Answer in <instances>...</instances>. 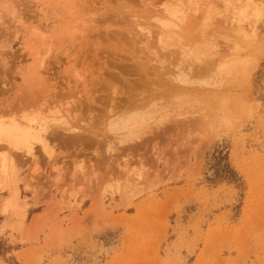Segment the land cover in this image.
Segmentation results:
<instances>
[{"label": "rangeland", "instance_id": "obj_1", "mask_svg": "<svg viewBox=\"0 0 264 264\" xmlns=\"http://www.w3.org/2000/svg\"><path fill=\"white\" fill-rule=\"evenodd\" d=\"M120 61L142 98L160 91L122 135L82 83L121 86ZM202 116L217 123L175 129ZM0 120L49 145L0 148V234H50L23 264H264V0H0Z\"/></svg>", "mask_w": 264, "mask_h": 264}, {"label": "bare ground", "instance_id": "obj_2", "mask_svg": "<svg viewBox=\"0 0 264 264\" xmlns=\"http://www.w3.org/2000/svg\"><path fill=\"white\" fill-rule=\"evenodd\" d=\"M145 1V0H144ZM205 1V0H204ZM154 11V9L152 10V12ZM197 12L198 11H196V14H197ZM114 13V12H113ZM164 13V12H163ZM195 13V12H194ZM195 14V15H196ZM115 16V15H113V14H110V16ZM123 15V14H122ZM107 16V18H109L108 17V15H106ZM111 16V17H112ZM118 16L119 15H117V18H118ZM154 16V15H153ZM158 16V15H157ZM194 16V15H193ZM106 18V17H105ZM119 19V18H118ZM192 19H193V17H192ZM162 23V22H161ZM163 23H164V21H163ZM197 24H199V26L201 25V23L199 22V23H197ZM218 24V23H217ZM163 25V24H162ZM196 26V25H195ZM198 26V25H197ZM161 27V26H160ZM180 27V26H179ZM200 27H202V26H200ZM219 27V26H218ZM192 28H194V27H192ZM163 29H164V27H163ZM162 29V30H163ZM202 29V28H201ZM200 29V30H201ZM166 30V29H165ZM171 30V29H170ZM177 30V29H176ZM169 30H167L166 32H168ZM177 31H179V29L177 30ZM204 31V30H203ZM196 32V31H195ZM201 32H202V30H201ZM160 33H161V31H160ZM172 33H174V32H172ZM180 33H182V32H180ZM204 33V32H203ZM99 34H101V32L99 33ZM178 34V33H177ZM198 34H199V32H198ZM182 35V34H181ZM202 37H203V35H202ZM88 38V37H87ZM205 38V37H204ZM90 46V45H89ZM147 46V45H146ZM95 48L93 45L91 46V48ZM92 48V49H93ZM190 51V50H189ZM134 59V58H133ZM132 59V60H133ZM115 60V59H114ZM113 60V61H114ZM135 60V59H134ZM93 62V61H92ZM117 62V61H116ZM119 62V61H118ZM123 62V61H122ZM122 62L120 61V65L122 66V67H124V69H127V68H125V67H128L129 66V63H128V65H124V64H122ZM134 62V61H133ZM78 63V62H77ZM80 63V62H79ZM113 63H115V62H113ZM119 64V63H118ZM126 64V63H125ZM109 65V64H108ZM124 65V66H123ZM141 65V64H140ZM76 66H79V65H76ZM133 66H135V68H133V69H136L137 67H136V65H135V63L133 64ZM143 67V66H142ZM203 68V67H202ZM123 69V68H122ZM121 69V70H122ZM130 69L131 68H128L127 69V72L126 71H113V74H112V72H105V75H107V76H110V77H112V78H115L116 79V81L118 80V81H120V84H121V86H117L116 84H110L108 81H106L107 80V78L106 79H104L103 80V82L102 83H100V84H98V85H100V87L99 88H97V89H100L99 91L96 89V87L95 86H98L97 84H96V82L98 81V80H100L101 81V79H103L104 78V76H103V78H98V80H96V82L94 83H92V82H90L89 84H93V86H91L90 88L88 87V81H86L84 78H83V87H84V89H85V93H86V98H87V100L89 101V105L90 106H93V105H91V104H93V103H97L98 101L100 102V103H104V108H105V106H106V108H105V110L101 107L100 108V110L102 109V111L101 112H98V107L99 106H97L96 108V112H98V113H100L99 115H97V117H99L101 120H106L107 121V124H108V130H109V132L111 131V133L113 132V133H118L117 131H119V130H124L123 132H120L121 134L120 135H122V133H124L125 134V131H131V127H133L134 125H139V123L141 122V108H145V105H147L148 104V102H147V104L145 103H141V100H143V101H147V100H155L156 99V96H157V93L158 92H160L159 90H152V91H149V92H146L148 95V97H146L147 99H145V96H146V94L144 93V95L142 94V96H143V98L141 97V87L140 86H143L142 84H141V78H144V77H139V78H137V79H139L138 80V82H134V81H131L132 83L134 82V83H136V84H131V82L129 81V77L127 78V75H128V73H134L133 71V69H131L132 71L130 72ZM199 69H201V68H199ZM199 69H197V71L199 70ZM137 70H139V71H141V69H138L137 68ZM203 71H204V68H203ZM138 72V71H137ZM223 72V71H222ZM145 73H146V71H145ZM195 73H196V71H195ZM194 73V74H195ZM198 73H199V71H198ZM200 73H202V71L200 72ZM124 74L126 75V76H124ZM139 74L141 75V72L140 73H138L137 75L139 76ZM147 74V73H146ZM163 74V73H162ZM182 74V73H181ZM186 74H188V72L186 73ZM189 74H190V71H189ZM197 74V73H196ZM132 75V74H131ZM134 75H136V74H134ZM133 75V76H134ZM223 75V74H222ZM226 75V74H225ZM143 76V75H142ZM182 75H179L178 77H181ZM183 76H184V74H183ZM79 78H80V76H79ZM5 80V79H4ZM132 80H134V79H132ZM136 80V79H135ZM143 80V79H142ZM144 80H146L145 78H144ZM106 81V82H105ZM114 82V83H117V82ZM105 82V83H104ZM147 82V81H146ZM151 82V81H150ZM154 82V81H153ZM162 82V81H161ZM81 83V84H82ZM125 85H124V84ZM152 83V82H151ZM155 83V82H154ZM42 84H46V81H44V80H42ZM102 84V85H101ZM119 83H118V85H120ZM153 84V83H152ZM124 85V86H123ZM127 85V86H126ZM81 86V85H80ZM126 86V87H125ZM58 87V86H57ZM139 88H140V91H139ZM75 89H77V88H75ZM61 90V89H60ZM64 89H62L60 92H53L51 95L53 96V97H58L59 99H61L62 97L63 98H65V97H67V96H70V97H73L74 95H75V92H73L74 91V89H72V91L71 92H69L68 93V95H66L65 93H63L64 91H63ZM151 90V89H150ZM53 91H55V88H53ZM77 91V90H76ZM91 91H93V92H91ZM102 93V96L101 97H96L94 94H96V93ZM104 92L106 93V94H104ZM162 94V96L164 97L165 95H163L164 93L163 92H161ZM77 97V96H76ZM84 96H82V98H83ZM158 97V96H157ZM69 98V97H68ZM58 99V100H59ZM65 99H67V98H65ZM81 99V98H80ZM84 99V98H83ZM82 99V100H83ZM34 100V97H31V98H29L28 100L26 99V98H22V99H20L19 100V103L22 105H27V104H30L32 101ZM85 101V100H84ZM102 101V102H101ZM142 101V102H143ZM86 102V101H85ZM149 102H152L151 104H153L154 102L153 101H149ZM88 103V102H87ZM98 104V103H97ZM144 104V105H143ZM96 105V104H95ZM150 105V104H149ZM155 105H156V102H155V104H153L152 106L153 107H155ZM71 106V105H70ZM76 107L78 106V105H75ZM86 107H87V105H85ZM84 106V107H85ZM102 106H103V104H102ZM157 106V105H156ZM79 107V106H78ZM85 107V108H86ZM74 108V107H73ZM72 108V109H73ZM153 109V108H152ZM152 109H149V110H152ZM94 113H95V111H94ZM93 113V114H94ZM98 113H95V114H98ZM92 114V115H93ZM96 117V118H97ZM206 117H209V116H205V117H203L202 116V118L200 117V119L199 120H195V121H192V120H183L182 121V123H177L176 124V130L177 131H180V132H185V131H189V129H190V127L191 126H196V127H198V126H200V128L201 129H205V130H210L211 129V125H213V123L215 124V123H217L216 121H217V118L216 117H214L215 119H213V120H209V119H207ZM88 118V117H87ZM91 118V117H90ZM210 118V117H209ZM100 119H98V120H100ZM212 119V118H211ZM219 119V118H218ZM88 120H90V119H88ZM94 121V120H93ZM96 124L99 122H96V121H94ZM101 123L102 122H104V121H100ZM99 122V123H100ZM106 124V123H105ZM141 124V123H140ZM138 127V126H137ZM175 129H173V130H175ZM166 131H167V129H166ZM40 132L41 131H38V129H36V128H33V127H21V126H19L18 124H16V123H7V122H4V121H2V120H0V148L1 147H5V148H7L9 151H12V152H26L28 155H33V153H34V149H35V145H41V146H43L44 148H47L48 149V142H47V139L46 138H44L43 136H41L40 135ZM154 132V131H153ZM163 132V131H162ZM73 134H75V133H73ZM129 134V133H128ZM186 134V133H185ZM92 135V134H91ZM90 135V136H91ZM154 135H155V132H154ZM113 136H116V135H113ZM153 137V136H152ZM154 137H156V136H154ZM111 138V137H110ZM113 138V137H112ZM111 138V139H112ZM95 139L96 140H98V135H95L94 133H93V137L91 136V138H82V137H79V139H78V141H80L81 143H84L86 146H87V144L88 145H91V144H93V145H95L96 144V141H95ZM139 139L138 138H135V139H129V141L127 140V141H124V142H122L121 141V143L120 144H125V142H127V143H131V145H133L134 144V147H135V145H137L138 144V141ZM95 141V142H94ZM101 142V141H100ZM99 142V143H100ZM135 142L137 143V144H135ZM98 143V144H99ZM133 143V144H132ZM50 144V143H49ZM101 144V143H100ZM99 144V145H100ZM92 145V146H93ZM130 145V144H129ZM140 145H141V143H140ZM50 146H51V144H50ZM91 146V147H92ZM127 146V145H126ZM127 147H129V146H127ZM133 147V148H134ZM137 148V147H136ZM138 148H139V146H138ZM137 148V149H138ZM128 149V148H127ZM129 150V149H128ZM139 150V149H138ZM47 151V150H46ZM131 151V150H130ZM134 151H135V149H134ZM130 153H132V152H130ZM134 154V153H133ZM133 158H136V157H134L133 156ZM138 158V157H137ZM132 159V158H131ZM135 160V159H134ZM138 160V159H137ZM10 158H8V157H5L4 158V160H3V164H4V167L5 168H7V166L10 164ZM4 177H6V175L4 176ZM8 178V177H7ZM6 178V179H7ZM140 192V191H139ZM138 192V193H139ZM20 194V193H19Z\"/></svg>", "mask_w": 264, "mask_h": 264}, {"label": "crops", "instance_id": "obj_3", "mask_svg": "<svg viewBox=\"0 0 264 264\" xmlns=\"http://www.w3.org/2000/svg\"><path fill=\"white\" fill-rule=\"evenodd\" d=\"M234 170L237 172V174L241 178V181L246 182L244 177L242 175H240V173L237 171V169L234 168ZM27 196L29 197L30 195H27ZM245 200H246V198H244L242 196H240V198H237V201L239 204L240 216L243 214V210H244V206H245ZM35 208L36 207H30L28 210L30 220L33 219L34 216L41 215L44 211V209H41L40 211L35 212V210H33ZM235 208H238V207H235ZM4 222H5V219H0V228L3 227ZM9 234H10L9 231L0 234V264H2V263L3 264H9L7 262V260H9V259H13L16 262V264H17V262L19 264H23V260L20 259L18 256L22 252L27 253L29 251L28 253H31V254H33L35 251L45 252L46 250L44 249V242H46V240L49 238V235H50V234L46 233L47 236H45L46 234L44 236H42L40 238L41 242H40L39 246H35L36 247L35 248L34 245L30 246L28 244H13L10 241ZM16 238L18 239L19 236H16ZM48 241H49V239H48ZM3 245H4V247L1 248V246H3ZM53 247H55V246H53ZM262 263L263 262H261V261L259 262V264H262Z\"/></svg>", "mask_w": 264, "mask_h": 264}, {"label": "trees", "instance_id": "obj_4", "mask_svg": "<svg viewBox=\"0 0 264 264\" xmlns=\"http://www.w3.org/2000/svg\"><path fill=\"white\" fill-rule=\"evenodd\" d=\"M233 171H235V170H233ZM234 174L236 173V172H233ZM236 176L238 177V179L240 180L241 178L238 176V174L236 173ZM241 181V180H240Z\"/></svg>", "mask_w": 264, "mask_h": 264}]
</instances>
